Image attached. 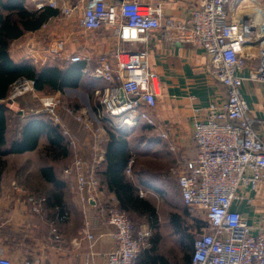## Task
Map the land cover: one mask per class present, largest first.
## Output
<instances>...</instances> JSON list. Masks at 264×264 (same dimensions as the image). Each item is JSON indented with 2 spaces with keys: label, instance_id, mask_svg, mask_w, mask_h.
<instances>
[{
  "label": "built area",
  "instance_id": "2783aa9c",
  "mask_svg": "<svg viewBox=\"0 0 264 264\" xmlns=\"http://www.w3.org/2000/svg\"><path fill=\"white\" fill-rule=\"evenodd\" d=\"M240 1L245 0H194L184 20L164 18L161 6H146L139 0H123L108 6L94 3L85 6L82 19L87 30L113 27L122 42H148L152 35L158 34L165 44H192L203 48L208 53L213 75L226 89V99L211 102L205 113L194 120L192 137L198 153L194 159L186 161L178 173L184 205L197 208L206 216L207 225L201 228L202 233L195 240L191 264H264V217L258 223L252 222L240 208L252 205L253 192L264 184V138L256 128V120L250 114L243 93L247 82H258L264 87V14L258 10L255 29L243 25L242 30L237 19ZM49 5L60 8L67 17H72L76 9L75 6H59L57 0H50ZM254 47L256 51L251 53V59L257 64L244 74L247 65L244 52ZM147 57L146 50L121 46L114 53L115 67L108 59L100 62L101 69L96 76L106 79L109 85L96 91L98 105L94 111L85 108L76 112L67 106L66 110L91 130L97 142L102 140L101 128L94 125L92 118L117 127L120 123L136 126L143 117L149 125L156 124L153 118L141 112L144 107L152 109L157 105ZM35 91L33 81L22 79L12 86L5 101L10 106L19 97L35 94ZM39 100L41 107L31 108V113L45 111L49 114L53 124L59 125L67 136L69 146L77 148L74 135L58 116L60 98L44 95ZM19 112L22 116L29 114L23 108ZM94 150L92 164L76 153L65 169L75 180L73 190L84 206L101 193V180L95 168L103 156L96 145ZM134 162L131 157L126 168L129 175H132ZM146 195L147 192L140 190L141 197ZM29 199L35 211L46 202L45 197ZM102 215L114 227L111 235L115 245L107 253V264H136L140 253L152 245L150 233L137 232L128 212L116 202L103 210ZM66 218L64 214L58 219ZM54 223L53 237L59 242L62 234ZM90 229L88 222L85 237L95 242ZM1 233L0 227V264H17L2 244ZM21 264L39 262L26 258Z\"/></svg>",
  "mask_w": 264,
  "mask_h": 264
},
{
  "label": "crops",
  "instance_id": "0c3cea01",
  "mask_svg": "<svg viewBox=\"0 0 264 264\" xmlns=\"http://www.w3.org/2000/svg\"><path fill=\"white\" fill-rule=\"evenodd\" d=\"M24 1L31 10L50 6V0ZM121 1L123 0H57L59 6L76 7L72 17L63 15L60 8H57L59 15L49 19L37 31L27 32L13 40L10 45L11 58L18 64L31 61L38 69L67 68L74 62L84 64L79 87H68L61 91L48 90L44 93L37 91L34 87L36 93L29 94L31 98L21 100L18 98L10 106L5 100L3 101L13 113L16 111L14 107H21L24 110L29 106L41 107L39 98L44 95L60 98L61 105L57 108L58 116L77 142V148H73L69 146L67 138L68 156L58 154L55 157H47L43 154V149L49 144V137L47 131H44L34 150L12 153L5 158L6 160L8 157H15L16 161H25L19 168L21 169L20 179L14 174H9L11 176L5 178V168L0 179V225L10 227L11 231V234L5 237L7 245H4L8 251L11 246H14V249L19 252L20 261L30 258L32 261H38L39 264H87L88 261L89 264H107V253L115 245L111 235L114 227L107 223L102 211L108 209L112 202L119 203L116 194L107 189L101 172L106 167V150L110 141L109 129L117 126L92 118L94 125L101 128L102 140L97 142L91 130L66 110L67 106L74 108L76 112L92 108L85 103L84 94H87L89 90L95 95L97 90L109 85L106 79L96 76L101 69L102 59H108L115 67L114 53L121 46L148 52L147 67L153 78L151 89L157 95V105L152 109L144 107L141 112L153 118L156 124L149 125L143 117L136 126L120 123V127L126 126L129 131H134L130 136L128 135L132 142L131 157L140 150L139 144L134 143L136 138L132 134L140 127L148 133L143 135V139L151 145L152 150H158L161 158L166 161L167 167L169 166L165 174L161 172L158 174L159 177L165 178L167 180L165 182L169 185L179 186V171L185 166L186 161L197 156V145L192 137L194 120L205 113L206 107L211 102H221L227 97L225 87L213 75L208 65L209 56L203 48L192 44H165L158 34L152 35L148 42H122L111 26H104L97 30H87L83 27L82 19L86 5L103 3L108 6ZM139 1L146 6H161L164 18L184 20L189 16L194 0ZM256 64L257 61L247 62L243 73L248 74ZM243 93L249 104L250 114L256 120V128L264 138V87L258 82H247L243 87ZM97 105L98 99L92 111ZM17 112L20 113L19 110ZM46 115L51 120L50 115L47 113ZM31 120L30 112L22 117L10 115L8 143L19 138L23 127ZM57 126L61 130V127ZM164 133L166 136H163ZM95 145L99 154L103 156L95 168L101 180V193L95 200H91L84 206L75 192H73L75 196L72 194L71 186L75 180L65 173V169L69 167L76 153L92 164ZM29 161L33 162V168L29 167ZM18 163L15 166L20 165ZM44 167L54 169L56 177L61 181L60 186L56 187L44 178L41 173ZM29 170L39 172L37 179L44 187L43 193L39 192V196L29 192V185L26 182L29 179L26 176ZM126 175L128 176L127 173ZM150 187L153 188V186ZM150 187L147 186V188ZM154 189L157 188L154 187ZM54 192L59 197L58 201L48 197ZM146 192L153 193L148 189ZM253 196L255 199L252 205H241L240 208L247 212L252 222L258 223L264 217V184L253 192ZM30 197H45L46 202L39 211H35ZM59 206H63L64 210L61 211ZM64 214H67V218L59 220L58 218ZM54 222L57 223L62 234L59 242H56L53 237ZM88 222L96 238L95 242L85 237ZM1 238L4 240L3 236ZM11 240L14 242L12 243Z\"/></svg>",
  "mask_w": 264,
  "mask_h": 264
},
{
  "label": "trees",
  "instance_id": "16d2710c",
  "mask_svg": "<svg viewBox=\"0 0 264 264\" xmlns=\"http://www.w3.org/2000/svg\"><path fill=\"white\" fill-rule=\"evenodd\" d=\"M57 15L59 10L51 6L31 10L25 5L24 0H0V179L6 165V156L34 150L44 131H47L49 144L43 149V154L47 157H55L58 154L68 156L67 137L47 117L45 111L38 114L30 113L32 120L23 127L21 136L8 143V122L10 115L14 113L3 102L9 96L12 86L22 79L33 81L35 89L41 93L80 86L83 63L74 62L67 68L38 69L31 61L15 63L10 55V45L13 40L27 32L37 31ZM128 131L126 126L109 129L110 141L106 150V167L101 173L107 189L116 194L121 209L127 211L129 215L131 212H136L156 220L155 205L141 197L138 191L140 184L144 185L145 182L137 184L125 172L132 156V142L128 138ZM41 173L47 181L52 182L56 187L60 186L61 181L56 177L52 167H44ZM57 196L54 192L48 197L58 201ZM59 208L61 211L64 210L63 206ZM206 225V222L199 220V228ZM188 238H190L188 248L192 251L197 237L189 235ZM157 243L158 238L154 240L152 248L140 253L136 264H170V261L157 251ZM190 251L185 255L183 264H191L193 251L192 253Z\"/></svg>",
  "mask_w": 264,
  "mask_h": 264
},
{
  "label": "rangeland",
  "instance_id": "374dc122",
  "mask_svg": "<svg viewBox=\"0 0 264 264\" xmlns=\"http://www.w3.org/2000/svg\"><path fill=\"white\" fill-rule=\"evenodd\" d=\"M237 7L239 12V14L237 15V19L242 30H244L243 25L245 27L248 26L251 29H255L256 22L254 21V19L257 13H259V11H262L260 13L264 14V0L240 1V3L237 4ZM256 8L257 11H255ZM251 22L252 24H249ZM253 51H256V47L244 52V55H246L247 58V62L253 61L251 59V53ZM28 97L31 98L29 94H25L19 97V99L21 100ZM76 98L78 99V97ZM84 98L86 101L85 103L91 105L92 108L97 104V95H93V93L89 90L87 94H84ZM31 108L33 107H25L26 112L31 113ZM92 108H89V110H92ZM19 109H21V107H14V110L16 111L13 113L18 115L19 117H22V114L17 112V110ZM141 130L142 127L137 129L135 133L132 134V136L136 138V140H134V143L137 142V144H139L138 149L140 150L136 151V153L133 155L135 160L133 164V171L132 175L130 176L128 174V176L138 184L141 182H143L144 184L145 182L144 185L140 184V187L138 188L139 194L140 190L146 192L147 189L154 193H147V195L143 198L150 200L155 205L157 210V219L152 220L149 217L142 216L140 214H137L136 212H131L129 216L131 217L137 232L140 230H144L150 233L152 244L150 248L153 247L154 240L158 238L157 251L161 255L165 256L170 261V264H183L185 262V255L190 251V249L188 248L190 238H188V236L194 235L198 237L202 233L201 228H199V220L206 222V216L203 211L184 205L179 186L169 185L165 182L167 181L165 178L159 177L158 174L160 172L162 174H165L169 166L167 167L166 161L161 158L158 150H152L151 145L148 142H145L146 140L143 139V135H147L148 133H145L143 130ZM128 132L130 136V134L134 131L132 130ZM142 143H144L143 146ZM8 158L6 159L5 178H9L12 174H14L16 178L20 179L21 177L19 176V174L21 173V169L19 168H21V164H23L25 161H16L15 157H11L9 159ZM17 163L20 165L15 166ZM32 163L33 162H31L29 165V167L31 168L34 167ZM14 166L15 168L12 172V168ZM38 175L39 172L37 170L30 171L26 175L29 178L26 180V182L30 186H28L29 192L34 196H39V192H41L42 194L44 188L40 184L41 182L37 179ZM147 186H153V188H147ZM154 187H156L157 189H154ZM71 191L73 194L74 190L72 186ZM0 227L2 230L1 236L4 237V240L3 238H1V242L3 245H7V242H5V237L11 234V231L9 230L10 227H7L6 225H0ZM11 242L13 243L14 241L11 240ZM192 251L190 252L192 253ZM8 255L14 258V261H16L17 264H21L23 262V260L20 261V259H18L19 252L14 249V246L10 247Z\"/></svg>",
  "mask_w": 264,
  "mask_h": 264
}]
</instances>
